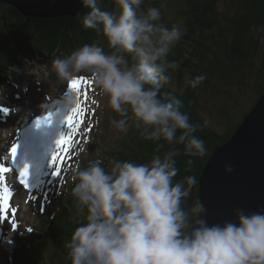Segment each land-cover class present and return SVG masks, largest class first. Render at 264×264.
I'll list each match as a JSON object with an SVG mask.
<instances>
[{
	"label": "clouds",
	"instance_id": "clouds-1",
	"mask_svg": "<svg viewBox=\"0 0 264 264\" xmlns=\"http://www.w3.org/2000/svg\"><path fill=\"white\" fill-rule=\"evenodd\" d=\"M80 2L88 9L82 26L103 36L109 50L84 44L55 58L52 69L68 82L86 75L118 115L110 121L116 132L126 134L132 127L141 138L172 147L146 163L112 160L106 169L96 158L72 169L79 219L66 244L71 264H264V212L236 209L234 220L209 224L198 218L202 205L184 207L197 180L194 175L175 179L177 158L204 157L207 149L194 135L198 125L181 111L182 102L160 97L172 80L169 69L179 67L167 57L183 35L181 26L161 23L160 8L142 9L144 0H115L117 10L111 13L97 0ZM205 79L197 75L185 84L195 89ZM74 104L67 87L41 108L57 115ZM79 151L87 152L86 147Z\"/></svg>",
	"mask_w": 264,
	"mask_h": 264
},
{
	"label": "trees",
	"instance_id": "trees-1",
	"mask_svg": "<svg viewBox=\"0 0 264 264\" xmlns=\"http://www.w3.org/2000/svg\"><path fill=\"white\" fill-rule=\"evenodd\" d=\"M219 0H189L188 15L185 22V46L184 52L186 62L184 65L188 70V78L197 75H204L206 79L203 81L213 92H217L216 88L211 87V79L219 78L223 81H229L230 77H237V70L242 64H252L250 58L254 53L255 45L250 41L249 48L244 49L245 35L251 32V29H258L264 25V0H230L231 6L234 8L233 15L228 16L227 12H223L224 22L220 21ZM112 0H97L98 6L105 11L111 12ZM169 3L163 1L161 6L164 8ZM88 11L82 8L74 15H58L51 17H30L23 15L19 10L9 4L0 3V21L2 19V27H0V48L6 51L10 45L18 43L21 47L45 44L48 46H57L63 43L65 49H73L79 44L93 42L101 38L95 30L86 29L81 24V17ZM218 19V20H217ZM218 24H217V21ZM217 25L219 30L213 32L214 26ZM198 28V30H197ZM231 28V29H229ZM197 30L198 44L196 49H204L203 56H197L198 64H194L196 71L189 70L192 66L190 51L192 45V37ZM231 31L234 36L233 51L229 54L223 50L225 42L224 33ZM4 32V33H3ZM183 39V40H184ZM56 48V47H55ZM195 58V57H194ZM193 58V59H194ZM181 62V60L179 61ZM183 66L181 62L179 68ZM264 68V63H262ZM262 68V70H263ZM262 82L256 83L252 88V97L243 105V111L234 121L229 124L222 132H218L214 127L206 121L200 114L197 101L198 87L193 89L186 87L184 90H160V97H175L182 102L181 111L189 116V121L198 125V130L194 135L200 137L206 144V155L204 157H188L181 155L177 158L179 173L176 180L182 179L186 175H194L196 184L191 194L186 198L184 207L186 209L198 204V182L202 169L212 154L213 148L225 141L243 120L256 100L260 97L264 90V74L260 70L258 77ZM215 87V86H214ZM205 89V90H207ZM255 94V98H254ZM198 109V110H197ZM179 135V133H177ZM172 146L167 145L163 141L146 140L138 135L136 140L130 146V153L124 158L119 156L120 160L132 161L134 163H146L156 154H162L169 150ZM175 147L183 148V145ZM79 219V218H78ZM78 226L71 225L67 235L70 237L73 230ZM61 262L71 264L68 258V249L66 245L62 248Z\"/></svg>",
	"mask_w": 264,
	"mask_h": 264
},
{
	"label": "water",
	"instance_id": "water-1",
	"mask_svg": "<svg viewBox=\"0 0 264 264\" xmlns=\"http://www.w3.org/2000/svg\"><path fill=\"white\" fill-rule=\"evenodd\" d=\"M23 15H74L80 0H0ZM231 166L232 171H225ZM201 217L209 224L234 220V210L264 212V90L233 133L213 148L198 182Z\"/></svg>",
	"mask_w": 264,
	"mask_h": 264
},
{
	"label": "rangeland",
	"instance_id": "rangeland-1",
	"mask_svg": "<svg viewBox=\"0 0 264 264\" xmlns=\"http://www.w3.org/2000/svg\"><path fill=\"white\" fill-rule=\"evenodd\" d=\"M180 1L181 0H178L177 2ZM170 2L172 3V0H170ZM218 6L220 8L221 14L219 16H220V21L222 23L224 22V18L222 16L223 12L228 13L227 17L229 15L232 16L234 14L233 13L234 8L231 6L230 0H219ZM168 12L170 13L172 11H168ZM174 19L175 20L182 19L181 11L177 12V15ZM197 30L194 36L192 37V42L194 43V45H192L190 51L192 66L189 67V70L191 69L194 71H196V67L194 66V64H198L196 63L197 56H201V55L203 56L204 53L203 48L196 49V46L198 44ZM215 31H221L219 30V27L217 25H215L213 28V32ZM224 39L225 42L223 45L224 46L223 50H226L230 54L233 51L232 44L234 41V36L233 34H231V31L229 32L226 31L224 33L223 41ZM250 41L253 42L255 45L254 53L250 58L252 62L251 66L250 64L247 63L240 65L239 69L237 70V77H230L229 81H223L217 77L211 79V87L216 88L217 92H213L211 89H207L208 86L205 82L204 84L202 82L198 86V91L196 93L199 99L197 101V105H198V109L200 110V114L218 132H222L230 121H234V119L240 116V114L243 111L244 103L249 98L252 97V88L255 87L256 83L260 84L262 82L261 77L260 76L258 77V74L260 70L264 74V68L262 66V63H264V25H262V27L258 29H254V30L251 29V32L245 35V42H244L245 50L249 48ZM16 47L19 48V45H16ZM3 57L9 58V62H10L15 58V55L13 56V53L12 54L10 53L9 56L7 52H4ZM1 65H3V60L0 54V72H3L5 71L6 66L2 67ZM38 68H40L42 71L45 72V69L41 68L40 66ZM33 70L35 71V69ZM48 77H50V75H48L47 78ZM184 80L185 79L183 78L181 84L173 86L172 89L177 91L184 90L187 87ZM254 98H255V94H254ZM135 136L136 135L134 134L131 143L134 142ZM125 137L126 134L124 135L123 139ZM0 264H4L2 260H0Z\"/></svg>",
	"mask_w": 264,
	"mask_h": 264
},
{
	"label": "snow or ice",
	"instance_id": "snow-or-ice-1",
	"mask_svg": "<svg viewBox=\"0 0 264 264\" xmlns=\"http://www.w3.org/2000/svg\"><path fill=\"white\" fill-rule=\"evenodd\" d=\"M90 81H88L85 77H77L73 78L71 81L68 82V88L76 92L79 95V91L81 85H87ZM95 103V101H94ZM84 114V110L81 108L79 100L76 103L71 111L65 116L62 120L63 124L67 125V131L62 132L60 135L57 136L55 140V150L51 152L50 159L47 162L48 168L51 169V176L52 177H59L61 172V164L66 158V154L69 152L70 144L73 142L74 137L77 131L80 128V124L82 123V117ZM51 113L48 115L43 116L42 118H37L36 124L39 126L40 124H48L51 122ZM91 130L90 128L88 129ZM11 153L12 160H14L17 152V143H12L10 149H8ZM54 169V170H52ZM10 169L6 167L4 164L0 163V221H4L6 219V210L10 204V193L6 186H4L5 181V174ZM18 174H19V183L25 188H29V166L24 164L23 166L18 167ZM52 183V181H51ZM46 195V194H45ZM31 199H36L34 196ZM41 211L44 210L43 207L40 209ZM16 227V223L12 224V228Z\"/></svg>",
	"mask_w": 264,
	"mask_h": 264
},
{
	"label": "bare ground",
	"instance_id": "bare-ground-1",
	"mask_svg": "<svg viewBox=\"0 0 264 264\" xmlns=\"http://www.w3.org/2000/svg\"><path fill=\"white\" fill-rule=\"evenodd\" d=\"M42 84H51V80L50 79H47V80H42ZM31 105L33 106L34 103H31Z\"/></svg>",
	"mask_w": 264,
	"mask_h": 264
}]
</instances>
